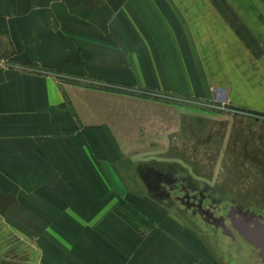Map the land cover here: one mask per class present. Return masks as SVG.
<instances>
[{"label": "crops", "instance_id": "1", "mask_svg": "<svg viewBox=\"0 0 264 264\" xmlns=\"http://www.w3.org/2000/svg\"><path fill=\"white\" fill-rule=\"evenodd\" d=\"M58 72L203 99L226 87L264 108V0H0V262L97 264L74 250L87 247L74 215L117 176L104 152L115 144L80 124ZM126 230L99 264L203 256L182 229Z\"/></svg>", "mask_w": 264, "mask_h": 264}, {"label": "rangeland", "instance_id": "2", "mask_svg": "<svg viewBox=\"0 0 264 264\" xmlns=\"http://www.w3.org/2000/svg\"><path fill=\"white\" fill-rule=\"evenodd\" d=\"M55 74L80 124L115 144L104 152L117 176L74 215L87 245L74 250L99 264L98 248L112 259L125 229L140 240L182 229L198 264H264V108L234 103L226 87L203 99Z\"/></svg>", "mask_w": 264, "mask_h": 264}, {"label": "flooded vegetation", "instance_id": "3", "mask_svg": "<svg viewBox=\"0 0 264 264\" xmlns=\"http://www.w3.org/2000/svg\"><path fill=\"white\" fill-rule=\"evenodd\" d=\"M231 233H232V237H235V234L231 231ZM262 250H264V247H263V249Z\"/></svg>", "mask_w": 264, "mask_h": 264}, {"label": "bare ground", "instance_id": "4", "mask_svg": "<svg viewBox=\"0 0 264 264\" xmlns=\"http://www.w3.org/2000/svg\"><path fill=\"white\" fill-rule=\"evenodd\" d=\"M248 230V229H247Z\"/></svg>", "mask_w": 264, "mask_h": 264}]
</instances>
